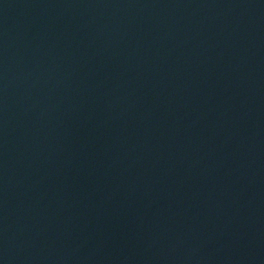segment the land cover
<instances>
[{
  "label": "water",
  "instance_id": "1",
  "mask_svg": "<svg viewBox=\"0 0 264 264\" xmlns=\"http://www.w3.org/2000/svg\"><path fill=\"white\" fill-rule=\"evenodd\" d=\"M0 264H264V0H0Z\"/></svg>",
  "mask_w": 264,
  "mask_h": 264
}]
</instances>
